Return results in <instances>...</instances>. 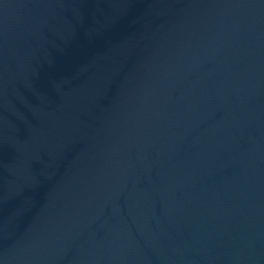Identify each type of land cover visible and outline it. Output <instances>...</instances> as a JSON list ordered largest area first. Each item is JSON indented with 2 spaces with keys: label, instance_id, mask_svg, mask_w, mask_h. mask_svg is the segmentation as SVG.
I'll return each mask as SVG.
<instances>
[{
  "label": "water",
  "instance_id": "water-1",
  "mask_svg": "<svg viewBox=\"0 0 264 264\" xmlns=\"http://www.w3.org/2000/svg\"><path fill=\"white\" fill-rule=\"evenodd\" d=\"M0 264H264V0H0Z\"/></svg>",
  "mask_w": 264,
  "mask_h": 264
}]
</instances>
